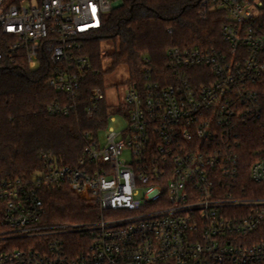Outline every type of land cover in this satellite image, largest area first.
Listing matches in <instances>:
<instances>
[{
    "label": "built area",
    "instance_id": "built-area-1",
    "mask_svg": "<svg viewBox=\"0 0 264 264\" xmlns=\"http://www.w3.org/2000/svg\"><path fill=\"white\" fill-rule=\"evenodd\" d=\"M125 1L0 0V67L20 55L44 68L47 85L67 97L50 112L69 115L87 75L101 73L83 40ZM197 6L202 19L221 14V46L168 48L161 81L143 55V81L130 83L97 136L85 134L76 165L41 151V170L0 179V264H264V196L240 183L238 154L241 127L264 117V0ZM104 99L91 90L90 118ZM116 116L127 120L120 132L108 128ZM249 174L264 186V147ZM62 187L100 218L47 223L44 196Z\"/></svg>",
    "mask_w": 264,
    "mask_h": 264
},
{
    "label": "trees",
    "instance_id": "trees-1",
    "mask_svg": "<svg viewBox=\"0 0 264 264\" xmlns=\"http://www.w3.org/2000/svg\"><path fill=\"white\" fill-rule=\"evenodd\" d=\"M170 28L172 33L168 32ZM102 39H111L113 44V51L106 52L111 62L107 69L101 56L105 52ZM83 42V52L101 73L87 75L79 104L69 115L50 112L54 102L64 103L67 97L47 85L44 68L30 69L26 58L20 55L13 65L5 60L0 67V179L27 178L41 170V151L54 154L60 163L76 165L84 153L85 134L97 136L99 129L106 127L107 117L121 107L104 99L99 112L92 118L88 116L91 90L99 87L106 92V74L125 67L130 83L142 82V56L147 55L156 80L161 81L163 75L170 74L168 48H210L223 44L221 14L212 12L202 19L197 0H126L107 16L99 32ZM241 132L240 183L254 188L252 194L264 196V186L253 184L249 174L252 162L264 147V117L242 126ZM44 202L49 224H84L100 218L96 205L80 200L67 187L46 194Z\"/></svg>",
    "mask_w": 264,
    "mask_h": 264
},
{
    "label": "rangeland",
    "instance_id": "rangeland-1",
    "mask_svg": "<svg viewBox=\"0 0 264 264\" xmlns=\"http://www.w3.org/2000/svg\"><path fill=\"white\" fill-rule=\"evenodd\" d=\"M103 50L111 53L113 51V44L111 39L101 40ZM111 65L109 58L105 59L104 68L107 69ZM129 72L125 67L118 68L117 70L106 74L104 77L106 89L107 101L115 106L124 102L126 94L129 90L130 82ZM127 126V120L121 116H116L113 122H109L108 128H114L117 132L125 129ZM107 131L100 133L99 142L103 146L106 142Z\"/></svg>",
    "mask_w": 264,
    "mask_h": 264
}]
</instances>
